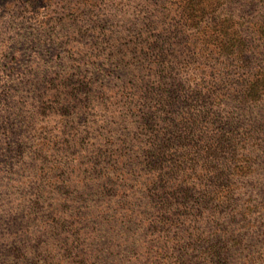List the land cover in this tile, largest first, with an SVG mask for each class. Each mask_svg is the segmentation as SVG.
I'll list each match as a JSON object with an SVG mask.
<instances>
[{"label": "rangeland", "instance_id": "rangeland-1", "mask_svg": "<svg viewBox=\"0 0 264 264\" xmlns=\"http://www.w3.org/2000/svg\"><path fill=\"white\" fill-rule=\"evenodd\" d=\"M97 1L0 9V264H201L194 239L214 217L246 233L229 264H264V152L214 217L215 204L152 184L167 171L143 161L115 101L128 78L96 71L140 28L144 3Z\"/></svg>", "mask_w": 264, "mask_h": 264}, {"label": "trees", "instance_id": "trees-1", "mask_svg": "<svg viewBox=\"0 0 264 264\" xmlns=\"http://www.w3.org/2000/svg\"><path fill=\"white\" fill-rule=\"evenodd\" d=\"M51 1L0 0V9L33 12ZM75 1L91 7L98 2ZM134 1L121 0L113 9ZM138 2L144 3L140 28L128 31L110 55L99 56L104 61L96 71L128 78L115 101L140 130L143 161L167 171L153 176L152 184H168L182 200L193 194L215 204L214 217L217 207H229L243 189L248 160L264 152V0H224L225 11L221 0ZM68 88L60 84L57 95L70 99L61 92ZM253 144L258 146L250 150ZM214 218L217 223L194 239L202 247L199 263L229 264L246 233Z\"/></svg>", "mask_w": 264, "mask_h": 264}]
</instances>
